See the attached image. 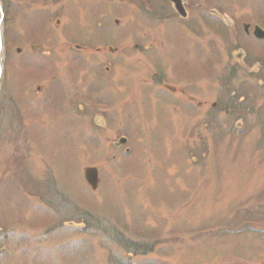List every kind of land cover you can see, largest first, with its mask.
<instances>
[{"label":"rangeland","instance_id":"1","mask_svg":"<svg viewBox=\"0 0 264 264\" xmlns=\"http://www.w3.org/2000/svg\"><path fill=\"white\" fill-rule=\"evenodd\" d=\"M149 1L4 13L0 264H264V0Z\"/></svg>","mask_w":264,"mask_h":264},{"label":"flooded vegetation","instance_id":"2","mask_svg":"<svg viewBox=\"0 0 264 264\" xmlns=\"http://www.w3.org/2000/svg\"><path fill=\"white\" fill-rule=\"evenodd\" d=\"M145 5L150 4L149 0H141ZM162 1V5H161V17L164 21H168L169 18H174L177 20V22L181 25H189L193 26V30L196 31V26L198 27V25H200V17L198 16L197 11L199 9V4L196 2H194L193 0H182L183 2V12H179L176 10V8L174 7L173 3L170 0H161ZM149 2V3H148ZM160 2V0H159ZM149 10V9H147ZM145 10V11H147ZM210 14V13H209ZM208 14L209 19H213V17L217 18V16L213 13H211L210 15ZM171 18V19H172ZM199 23V24H198ZM61 24V17H58L56 19V25L59 26ZM102 24H99V26L101 27ZM256 26H260V25H254L252 26L249 23H245L244 24V31L247 33V35H251L255 37V39H257V41L259 42H264V39H258L255 35H254V28ZM261 27V26H260ZM79 46V45H78ZM89 49V48H88ZM99 51L101 49H98Z\"/></svg>","mask_w":264,"mask_h":264},{"label":"water","instance_id":"3","mask_svg":"<svg viewBox=\"0 0 264 264\" xmlns=\"http://www.w3.org/2000/svg\"><path fill=\"white\" fill-rule=\"evenodd\" d=\"M174 7L176 8L177 11L179 12H183V2L182 0H170ZM183 8V9H182ZM0 14H1V18H0V68L1 67V58H2V54H3V20H4V9H3V5L0 2ZM254 35L258 38V39H264V29L260 26H256L254 28ZM98 123V121H97ZM121 142H126V137H122L121 138ZM85 179L88 182V184L93 188L96 189L98 187L99 184V172L97 167H86L85 169Z\"/></svg>","mask_w":264,"mask_h":264},{"label":"trees","instance_id":"4","mask_svg":"<svg viewBox=\"0 0 264 264\" xmlns=\"http://www.w3.org/2000/svg\"><path fill=\"white\" fill-rule=\"evenodd\" d=\"M1 1H2V4H3L4 13L5 14L7 13V16H6L7 21H10L11 20L12 8H13L12 0H1ZM236 91H234L233 89L230 90V92H232L233 94H238V92H236ZM230 95H232V94L230 93ZM138 244L135 243L134 245L133 244H126V245H127V247H131L132 246L137 251L139 250L138 252H136L137 254H140V253L146 254L148 252V250H149V246L146 245L147 243L143 244V245H141L140 243H138Z\"/></svg>","mask_w":264,"mask_h":264}]
</instances>
